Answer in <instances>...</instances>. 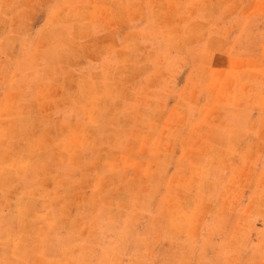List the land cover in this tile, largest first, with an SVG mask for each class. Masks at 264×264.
<instances>
[{
  "label": "rangeland",
  "instance_id": "1",
  "mask_svg": "<svg viewBox=\"0 0 264 264\" xmlns=\"http://www.w3.org/2000/svg\"><path fill=\"white\" fill-rule=\"evenodd\" d=\"M0 56V84L19 91L0 100V264H34L35 233L43 244L98 247L93 264H264V139L236 134L234 110L242 90L250 101L264 85V0H0ZM104 63L106 89L79 80ZM55 79L68 83V103L117 116L126 139L116 149L130 150L104 155L118 180L99 212L85 207L69 238L45 235L27 197L44 174L31 170L56 162L44 154L56 147L57 126L32 132L37 86ZM256 119L239 116L247 136L264 135ZM61 127L84 139L61 164L98 162L85 150L87 129ZM63 179L52 178L50 196Z\"/></svg>",
  "mask_w": 264,
  "mask_h": 264
},
{
  "label": "crops",
  "instance_id": "2",
  "mask_svg": "<svg viewBox=\"0 0 264 264\" xmlns=\"http://www.w3.org/2000/svg\"><path fill=\"white\" fill-rule=\"evenodd\" d=\"M107 59L108 57L105 58L106 62ZM260 60H262V56ZM104 64L106 67L97 66L96 70L92 71L88 75L84 74V76H82L84 78L79 80L87 81L90 79L94 85L96 84V86L106 89L107 85H105L106 82L104 81V71L106 70L105 68H108L110 66L109 64L111 63H107V65L106 63ZM102 70L104 71L102 72ZM13 78L14 77H12V79ZM98 78H101V81L99 80L97 83H95L94 80ZM243 86H247V84H244ZM37 87L38 88L36 92L38 95L36 102L42 103V110L39 112L40 114L35 117L37 127L35 129V127L32 125V132L34 134L36 132L46 133L47 128H45V126L50 123H53L57 126L56 128L58 138L55 145L56 147L44 154L50 157L52 156L50 159L54 158L56 162L53 161V163H49L47 167L42 169L35 167V169L31 170L41 171L44 172V174H42L40 178H37L33 181L35 184L30 186L32 190L28 192L27 197H30V200L36 204V206L32 207V210H37V213H41V219L44 220L42 225L46 226V231H44L45 235H60L62 237L69 238L72 237L73 233H75L71 230L75 228V222L78 221L77 219L82 218V214H84V212H89L87 209H90V212H94L95 214L99 212L101 209L100 205H103L105 202V194L109 192L110 188H113L115 182L118 180L117 177H119L120 169L116 166L110 167V164L104 165V155H112L111 153L115 151L117 156L122 155L123 157H127L130 154V150L127 149L126 151L121 152V150L116 149V145H119L121 140L126 139V134L116 131L115 125L117 124V116L112 117L111 120H107L104 116H100L98 113L92 115L91 112L93 111L91 110L93 106L90 107V105L86 104L83 99H81V102H78L70 98L68 103L69 95L66 90L68 88L67 82H62L60 79H55L51 80L49 83L43 82ZM14 88V85L13 87H9L7 82L1 83L0 100L7 98L8 101H12L16 93L19 92ZM253 88L254 97L252 100H244L243 94L245 90H242V93L238 97L237 103L235 105V126L238 129L236 134L246 139H264V135H262L263 133L257 137L247 136V132L243 130L244 124L239 120V116H248L252 113L254 117H258V119L250 121L252 127L255 129L264 130V95L262 94L264 92V85L253 86ZM20 91L23 92L25 90L22 89ZM29 96L30 94L26 95V99H28V101H30ZM101 99L107 101L108 97L101 96ZM31 104H33V100L31 101ZM246 104H251V109L247 110L246 112L241 111L242 107H244ZM49 106L50 110L45 114V112L49 109ZM67 108L70 110L68 112L69 115L63 114L64 110ZM231 108L233 109V107ZM107 109L109 110V108ZM50 113L52 115H50ZM117 115L119 118L120 116L118 113ZM28 116H31L33 119V111H30ZM121 117L123 119L128 118V116H126L124 113ZM41 125H43L42 130H40ZM61 125H71L72 128L76 126L77 128H74L75 131H77V129L81 130L78 133H83V131L86 129L89 131L92 145L86 147L85 150L91 151L99 157L97 163L89 165L88 163H60L61 160L67 159V157L70 158L73 157V155L76 156L78 154L77 145L84 140L80 138L73 141V134H64L62 131H60L62 128ZM79 125H81V127H79ZM43 137L44 136H42V138ZM38 138H40V136H38L36 139ZM105 144H107L106 149H104ZM59 157H62V159ZM124 169L126 170V168ZM70 170H78L79 178L78 175H76V177H73L74 180L71 179L67 173ZM27 171L30 172V169H27ZM58 175L63 176L64 179L61 181L60 185H58V192L50 196L48 192L57 184L56 182L52 181V178H56ZM112 178L117 179L112 181L109 187L108 182H110ZM126 182V180H123L120 183L119 187L121 190H124L129 185ZM123 192L124 191H122V194ZM77 193H79V195ZM22 198L24 197L21 196V199L18 202L19 204L24 205L22 204V200H24ZM85 207L87 208L86 210ZM52 215H55L54 219H51ZM80 223L81 222H79V224ZM35 234L38 236L36 237L38 243L34 244L31 248V257L34 264H67L68 262H72V264H82L83 261L85 264H93L94 262H99V258L96 260L98 247L91 248V254H88V247H92V245H89L82 239L78 240L77 242H73V240L69 238L61 240L60 242H55L53 245H51L50 243H41L40 241L42 240L43 235L40 233ZM19 235H23V233H19ZM51 249L56 251L57 254H50ZM92 258H94V260ZM79 261L82 262L79 263Z\"/></svg>",
  "mask_w": 264,
  "mask_h": 264
}]
</instances>
